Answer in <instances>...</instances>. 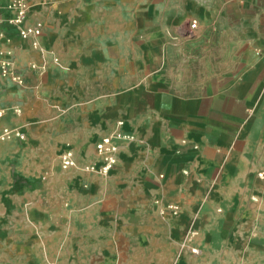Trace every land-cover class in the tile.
I'll use <instances>...</instances> for the list:
<instances>
[{
    "label": "crops",
    "instance_id": "obj_1",
    "mask_svg": "<svg viewBox=\"0 0 264 264\" xmlns=\"http://www.w3.org/2000/svg\"><path fill=\"white\" fill-rule=\"evenodd\" d=\"M30 2L39 47L12 31L6 45L25 86L0 81V133L24 129L34 149L14 159L22 146L0 142V196L18 159L28 206L0 261L264 264V0ZM116 131L133 140L110 177L79 174L85 207L60 172L37 178L48 146L85 166Z\"/></svg>",
    "mask_w": 264,
    "mask_h": 264
},
{
    "label": "rangeland",
    "instance_id": "obj_2",
    "mask_svg": "<svg viewBox=\"0 0 264 264\" xmlns=\"http://www.w3.org/2000/svg\"><path fill=\"white\" fill-rule=\"evenodd\" d=\"M32 69L33 65L30 66ZM17 69H15V74L23 81V83H18V82H14L12 79L8 78L7 79H3L4 81H10L13 84L19 86V87H24L25 86V80L24 78L18 74V72L16 71ZM0 111H5L4 116L5 117L7 114V110H0ZM16 116L20 117L22 115V109L21 108H15L14 112H13ZM0 116V118H2ZM113 119H118V118H113ZM120 122H117V127L120 128ZM6 129V128H5ZM3 129L0 133V142H6V141H16V143L20 146H22L20 149L15 148L14 150H12V154L14 155L15 153V158H20L23 160H26V158L28 156H31L33 154L32 150L34 149H29L28 145L29 144V137L27 136V133L24 131V129L21 128H15V129H11V128H7L10 131H12V136L10 139L8 140H3L2 136H3ZM117 132V131H116ZM17 133H21L25 136V139H21L16 137ZM115 133V132H114ZM98 143V142H97ZM124 143V142H123ZM24 147V148H23ZM35 151H37V147L35 148ZM67 151H72L75 157V161H76V166H74L73 168L70 169H64L63 168V164H62V158L63 155L65 154V152ZM46 158H47V164H46V169H44L42 171V174L37 177L39 179H41V181H46L49 182L50 178H54V175L58 172H60L63 177H64V181H63V187L67 190H70V194L73 195V200L75 201L76 206L78 207H85L89 201H92V194L89 191L90 188H92V185H88V184H81L80 182H78L79 180V174L81 172H87V173H93L96 175H99L103 178H108L112 175V173L114 172L115 168H117V164H118V159H117V163L115 165V168H113L111 171H109V174L107 175H103L99 172V169L101 167V161L100 159L97 161H93V163H89L87 165H80L76 156V153L74 151V148H72V146L70 144H66L64 147L62 148H54L53 146H48L46 149ZM12 160L10 163V184L8 186V188H10L11 191V195H4V196H0V210H3L2 215H0V242H2V244L4 242H6L7 238L10 237H15L17 234V226L18 224H22V222L24 221V219H26V208L28 206V203L24 202V198L22 196L23 194V190L26 188V185L24 183V179H23V174L21 172L20 167L22 166V162L20 160L17 159V161ZM21 165V166H20ZM96 165V169H92V167H94ZM89 168V170H88ZM95 186V185H94ZM1 187V186H0ZM5 187V186H3ZM100 201L102 203V199L100 198ZM68 203V202H67ZM67 203H64V205L66 206ZM70 206V204H69ZM67 207V206H66ZM69 209V207H67ZM6 209H8L9 214L6 215ZM128 219L131 216H126ZM16 227V228H15ZM46 235L45 236H52L54 233V230H46ZM12 262H8V261H0V264H11ZM49 264H55L54 262H48Z\"/></svg>",
    "mask_w": 264,
    "mask_h": 264
},
{
    "label": "built area",
    "instance_id": "obj_3",
    "mask_svg": "<svg viewBox=\"0 0 264 264\" xmlns=\"http://www.w3.org/2000/svg\"><path fill=\"white\" fill-rule=\"evenodd\" d=\"M47 1V0H46ZM32 3L30 0H0V81L10 78L14 82L23 83L20 76L15 74V65L12 59L13 52L7 48V44L11 42V31L17 34L23 40H31L34 48L39 47V38L44 32V23L37 21L35 24H29V18L32 11ZM192 29L197 27V22L194 21L191 24ZM33 68L36 66L33 65ZM5 111H0V116H4ZM123 126V122L119 123ZM12 131L5 129L2 139L8 140L12 136ZM16 137L25 139V136L21 133H17ZM133 140L127 134L121 131H117L109 136L102 138L96 144V151L101 161V167L99 172L103 175L109 174L117 163L118 154L121 150V144L126 140ZM62 164L64 169H70L76 166L75 157L72 151H67L63 155ZM96 169V165L92 167ZM89 170V168H88ZM263 177V174H260ZM179 206L166 205L161 209V214L166 215L167 212H171L174 216L179 215ZM198 253V250H192Z\"/></svg>",
    "mask_w": 264,
    "mask_h": 264
}]
</instances>
